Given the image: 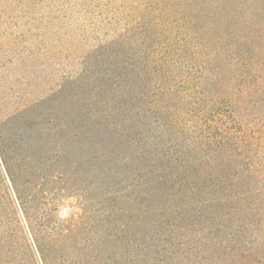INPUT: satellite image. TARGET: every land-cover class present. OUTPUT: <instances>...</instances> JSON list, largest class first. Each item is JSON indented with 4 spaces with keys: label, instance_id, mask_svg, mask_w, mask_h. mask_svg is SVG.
I'll return each mask as SVG.
<instances>
[{
    "label": "trees",
    "instance_id": "16d2710c",
    "mask_svg": "<svg viewBox=\"0 0 264 264\" xmlns=\"http://www.w3.org/2000/svg\"><path fill=\"white\" fill-rule=\"evenodd\" d=\"M135 28L134 69L75 112L63 90L0 111V256L264 264V0H154Z\"/></svg>",
    "mask_w": 264,
    "mask_h": 264
},
{
    "label": "rangeland",
    "instance_id": "374dc122",
    "mask_svg": "<svg viewBox=\"0 0 264 264\" xmlns=\"http://www.w3.org/2000/svg\"><path fill=\"white\" fill-rule=\"evenodd\" d=\"M150 1L0 0L1 115L63 90L64 100L59 98L51 111L63 117L77 109L74 99L82 88L95 80L101 84L111 69H134L127 57L129 33L138 31ZM77 211L64 203L54 222L71 220ZM16 239L0 264H21L25 239Z\"/></svg>",
    "mask_w": 264,
    "mask_h": 264
}]
</instances>
